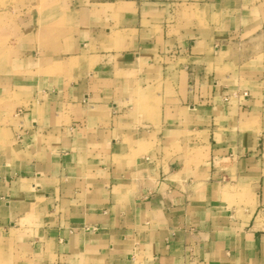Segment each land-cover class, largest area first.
<instances>
[{
	"label": "crops",
	"instance_id": "1",
	"mask_svg": "<svg viewBox=\"0 0 264 264\" xmlns=\"http://www.w3.org/2000/svg\"><path fill=\"white\" fill-rule=\"evenodd\" d=\"M75 1L10 102L0 264H264V0Z\"/></svg>",
	"mask_w": 264,
	"mask_h": 264
},
{
	"label": "rangeland",
	"instance_id": "2",
	"mask_svg": "<svg viewBox=\"0 0 264 264\" xmlns=\"http://www.w3.org/2000/svg\"><path fill=\"white\" fill-rule=\"evenodd\" d=\"M236 3L237 0H230L227 4L230 5L224 12L227 18H240L241 11H245ZM76 5L75 0H0V150L12 141L9 126L14 123L15 106L10 102L30 92L27 86L31 78L30 57L47 52L61 53L68 43V34L74 31L72 22L76 18L73 12ZM252 12L253 16L264 19V7L253 8ZM212 19L215 22L222 20L220 8L215 10ZM258 27L255 25L251 30L259 35L258 39L247 40L241 48L243 60L253 62L247 69L254 67L257 70L258 61L263 59L264 26ZM9 251L15 250L10 248ZM25 254L17 255L15 259L24 260Z\"/></svg>",
	"mask_w": 264,
	"mask_h": 264
}]
</instances>
